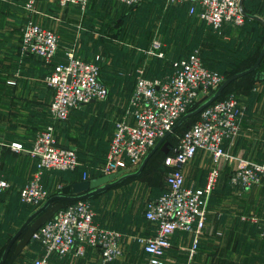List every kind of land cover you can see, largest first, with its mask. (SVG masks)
Here are the masks:
<instances>
[{
    "label": "built area",
    "instance_id": "2783aa9c",
    "mask_svg": "<svg viewBox=\"0 0 264 264\" xmlns=\"http://www.w3.org/2000/svg\"><path fill=\"white\" fill-rule=\"evenodd\" d=\"M40 0H26L25 7L37 11ZM132 5L141 0H118ZM61 6L76 5L85 10L89 0H57ZM168 3H188L189 13L205 20L215 29L226 24L239 26L245 15L241 0H167ZM60 36L58 32L28 18L23 26L22 46L37 53L52 65L46 81L54 88L49 105L50 122L40 128L33 141L31 153L36 157V168L29 180L18 186L20 198L41 205L50 194L43 183L48 170H73L79 164L77 150L62 145L56 136V121L69 117L72 109L92 99H104L109 88L100 79L101 55L88 58L75 48L66 51L65 57L57 58ZM148 52L164 57L166 52L160 38H154ZM172 69L156 77L146 75L144 66L137 70L132 94L128 98L122 118L116 120L109 142L103 174L132 171L157 141L189 111L198 100L209 96L226 79L225 75L206 66L199 50L189 55H170ZM243 97L228 92L205 106L197 120L189 125L166 153L164 163L168 166L165 189L147 200L145 216L155 223L153 232L138 234L137 240L148 253L150 264H165L167 252L172 246L171 237L177 230L194 233L191 252L195 251L200 235L206 226L210 195L216 188L224 160L233 161L231 182L240 190L264 181V160L240 158L224 147L225 138L236 134L240 128ZM10 147L23 150L21 141H12ZM199 150H207L212 163L204 185L186 181L185 165ZM3 147L0 146V196L11 187L10 181L1 174ZM87 173L84 178H87ZM95 209L87 199L70 201L35 231L44 252L31 264H51L52 255H65L75 251L84 254L88 246L98 248L101 259L107 264L122 254L124 233L116 228L101 226L95 221ZM243 218L258 221L256 214ZM264 237V219L260 222Z\"/></svg>",
    "mask_w": 264,
    "mask_h": 264
},
{
    "label": "crops",
    "instance_id": "0c3cea01",
    "mask_svg": "<svg viewBox=\"0 0 264 264\" xmlns=\"http://www.w3.org/2000/svg\"><path fill=\"white\" fill-rule=\"evenodd\" d=\"M25 2L0 0L1 174L11 183V187L0 196V217L20 202L18 186L26 183L36 168V157L30 151L34 138L37 131L51 119L49 105L54 88L48 84L46 76L51 72L52 65L37 53L23 48V26L27 19L34 18L58 32V59L64 58L71 48L86 57H93L98 48H104L105 43L101 39L108 41L115 28L105 27L109 22V16L105 14V8L109 7L107 0H91L86 14L76 5L64 7L57 0H40L37 11L28 10ZM243 7L245 10L246 7L251 8V14L264 18V0H244ZM261 63L258 70L234 80L226 92L241 95L243 109L240 128L236 134L225 138L224 147L237 157L252 160L264 159V60ZM141 66L149 69L147 58ZM97 100L100 99L81 107L95 106L99 103ZM56 136L58 139L57 131ZM12 141H21L25 148L12 149L9 145ZM58 142L74 146L77 150L75 144ZM211 163L210 152L199 150L185 165L186 181L204 185ZM233 168V161L222 162L221 175L209 198L206 226L195 251L190 250L194 233L177 230L171 237L172 247L165 264H264V237L260 233V222L264 219V181L240 190L229 178ZM72 173L48 170L44 172L42 181L51 192H57L59 185L75 178ZM75 173L79 180L84 179L85 173L87 178L92 176L80 167ZM35 209H28L25 219ZM253 214L258 216V221L243 218ZM95 221L105 226L99 223L96 215ZM153 229V226L147 225L122 230L125 232L122 254L110 264H149L147 260L136 257L135 252L142 247L137 240L138 234L151 233ZM4 244L0 241V250ZM43 252L41 241L35 238L20 253L16 254L13 249L4 264H31ZM50 261L51 264H104L99 249L92 246H88L84 254L73 251L65 255H52Z\"/></svg>",
    "mask_w": 264,
    "mask_h": 264
},
{
    "label": "rangeland",
    "instance_id": "374dc122",
    "mask_svg": "<svg viewBox=\"0 0 264 264\" xmlns=\"http://www.w3.org/2000/svg\"><path fill=\"white\" fill-rule=\"evenodd\" d=\"M107 4L105 14L113 24L108 25L115 28L109 41L110 53L103 55L102 64L113 80L111 92L97 105L79 107L69 120L57 121L58 140L78 145L79 162L90 164L85 166L90 173H97L105 160L111 132L127 105L137 69L147 58L150 69L158 71L155 54L148 52L154 38L162 40L169 55H189L199 50L208 65L224 74L252 64L264 42V27L252 20L243 26L213 29L190 14L187 7L167 0H141L134 6L107 0ZM193 121L189 119L176 129L171 140L176 143L184 127ZM166 171L164 153L158 149L142 173L89 199L99 223L124 231L147 226L145 204L164 188ZM26 213L27 208L19 202L1 215V243L25 220Z\"/></svg>",
    "mask_w": 264,
    "mask_h": 264
},
{
    "label": "water",
    "instance_id": "95a60500",
    "mask_svg": "<svg viewBox=\"0 0 264 264\" xmlns=\"http://www.w3.org/2000/svg\"><path fill=\"white\" fill-rule=\"evenodd\" d=\"M243 1L241 0V8L245 16H249L261 21L264 24V18L256 14L248 13L243 7ZM264 57V45L260 50V53L255 62L238 72H235L228 76L220 86L209 94L198 100V106L194 109L187 111L183 114L171 130L167 131L153 146V148L144 157L141 164L132 171H120L118 173L102 174L93 178H84L72 183L65 184L59 192L51 194L40 206H38L33 212H31L20 227L14 232L9 241L7 242L1 257L0 264H4L8 258V255L14 247L16 254L20 253L29 241L35 239L34 233L38 230L44 222L50 219L59 209L65 205V201H73L78 199H85L92 197L96 194L102 193L109 188L119 184L123 180L139 175L147 165L150 157L158 150H162L164 153H168L171 147L170 136H173L176 129L185 123L191 116L198 114L205 106L213 102L218 98L225 88L235 79L252 72L261 63ZM91 101H94L92 99ZM189 124H187L188 126ZM74 148V146H71Z\"/></svg>",
    "mask_w": 264,
    "mask_h": 264
},
{
    "label": "trees",
    "instance_id": "16d2710c",
    "mask_svg": "<svg viewBox=\"0 0 264 264\" xmlns=\"http://www.w3.org/2000/svg\"><path fill=\"white\" fill-rule=\"evenodd\" d=\"M90 1L91 0H89V2H88V5H87V7L85 8V10H82V9H80L81 11H82V13H84V14H86L88 11H89V5H90ZM141 2V1H140ZM136 4H139V2L138 3H136ZM179 4V6H183V7H187V9H188V3L187 2H182V3H178ZM133 6L135 5V4H132ZM132 5H129V6H132ZM246 10L248 11V12H250V13H253V11L251 10V8H247L246 7ZM188 11H189V9H188ZM199 20H201L204 24H207L209 27H211V28H213L210 24H208L205 20H203V19H201V18H199V17H197ZM247 20H252V21H254V22H257V23H259L260 25H262V27H264V24L261 22V21H259V20H257V19H255V18H252V17H247V16H245V20H244V23L243 24H241V25H239V26H243L244 24H246V22H247ZM111 21L109 20V22L107 23V24H105V27H109V25L108 24H110V25H113L112 24V22L110 23ZM227 26H233V25H231V24H226V25H224V27H227ZM110 28H111V26H110ZM214 29V28H213ZM115 35V34H114ZM113 36V35H112ZM112 38V37H111ZM110 38V39H111ZM110 39L108 40V41H106L104 38H102L101 39V41L102 42H104L105 44H104V48H103V46H102V48H98L97 49V51L94 53V54H97V53H99L100 55H101V59L99 60V62H100V79L108 86V88H109V93H108V96H109V94H110V92H111V86H110V82L111 83H113V80H112V78L110 77V74H109V72H104L103 71V64H102V62H103V59H104V57H103V55L106 53H110ZM263 45H264V42L262 43V45H261V47H260V49H259V52H258V55H259V53H260V50L262 49V47H263ZM164 48V47H163ZM100 49V50H99ZM164 50H165V48H164ZM166 52V54H165V56L164 57H161V56H158V55H154V57H155V66L156 67H158V71H152V69H150L151 67H150V64H149V66H148V70L146 69V67H145V69H146V75H148V76H150V77H156V76H162V75H164V74H166V73H168V72H170L171 71V69H172V64H171V58H170V55L167 53V51H165ZM200 55H201V53H200ZM258 55L256 56V59H257V57H258ZM171 56H173V57H180V56H185V55H179V54H177V55H171ZM201 57H202V60H203V62H204V64L206 65V66H208V67H210V68H212V69H216V70H218V71H220V72H222V70H220V69H218V68H216V67H212V66H210V65H208L206 62H205V60H204V58H203V56L201 55ZM88 58H91V57H88ZM255 59V60H256ZM255 60H254V62H255ZM264 60V57H263V59H262V61ZM261 61V62H262ZM253 62V63H254ZM252 63V64H253ZM252 64H250V65H252ZM261 64L262 63H260L259 64V66L255 69V70H258L259 68H260V66H261ZM249 65V66H250ZM249 66H247V67H249ZM246 68V67H245ZM244 69V68H243ZM240 70H242V69H240ZM255 70H253L252 72H254ZM239 70H237V71H235V72H238ZM235 72H233V73H235ZM223 73V72H222ZM233 73H227V74H224L225 75V78H227L228 76H230L231 74H233ZM249 73H251V72H249ZM248 74V73H247ZM236 80V79H235ZM135 81H136V78H134V80H133V85H132V88H131V91H130V93H129V97H130V95L132 94V92H133V90H134V86H135ZM234 81V80H233ZM232 81V82H233ZM231 82V83H232ZM230 83V84H231ZM230 84L225 88V90L223 91V93L221 94L222 96L224 95V94H226V92L229 90V86H230ZM220 95V96H221ZM97 101H99V100H97ZM91 101H89V102H87V103H90ZM82 106V105H81ZM81 106H78V107H76V108H74V109H72V111L70 112V114H69V117L67 118V119H65V120H63V122H65V121H67V120H69L70 119V116H71V114L75 111V110H77V108H79V107H81ZM197 107V104H195V105H192L191 107H189V110H191V109H194V108H196ZM198 116H199V114H196V115H194V116H191L189 119H194V121H193V123L197 120V118H198ZM188 119V120H189ZM187 120V121H188ZM50 121H52L51 119L49 120V122ZM58 122H62V121H58ZM58 122L56 121L55 122V124H56V131H57V126H58ZM192 123H190L189 125H191ZM188 125V126H189ZM187 125L184 127V129L182 130V132L188 127ZM115 127V126H114ZM178 129V128H177ZM113 132H114V128H113ZM113 132L111 133V137H112V135H113ZM111 137H110V140H111ZM169 139L171 140V136L169 137ZM171 142H172V144H171V147H170V150H171V148H172V145H174L175 144V142H173L172 140H171ZM62 144V143H61ZM70 146V145H69ZM169 150V151H170ZM79 151H78V145H77V153H78ZM164 153V152H163ZM165 155H166V153H164V157H165ZM78 157H79V153H78ZM152 157V156H151ZM150 157V158H151ZM260 161L261 160H264V159H259ZM105 161V160H104ZM104 163V162H103ZM165 164V163H164ZM81 165H82V167H81ZM89 165L90 164H88V163H81V162H79V164H78V166H77V168L78 167H80V168H86V167H89ZM86 166V167H85ZM102 166V165H101ZM101 166H99V169H98V171H97V173H91L92 174V176L91 177H89V178H93V177H97V176H99V175H102L103 174V171H102V169H101ZM146 167V166H145ZM165 167H166V170L168 171V166L165 164ZM77 168L76 169H74V170H61V169H56L55 171H60V172H73L72 174H73V176L72 177H74L75 176V178H73L72 179V181L71 182H69V183H72V182H74V181H77V180H79V179H77L76 178V170H77ZM85 170H87V169H85ZM166 171V172H167ZM142 173V172H141ZM231 173H232V171L229 173V178H230V175H231ZM231 180V179H230ZM124 181V180H123ZM121 183V182H120ZM164 183H165V180H164ZM68 184V183H67ZM65 184H62V185H59V188H58V191L57 192H59L61 189H62V187L64 186ZM165 189V187L162 189V191ZM50 190V194H49V196L51 195V194H53V193H56V192H51V189H49ZM215 190V189H214ZM214 190H213V192H214ZM161 191V192H162ZM212 192V193H213ZM100 194V193H99ZM96 195H98V194H96ZM96 195H94V196H96ZM19 196V199H20V202L22 203V204H24V208L26 207L27 208V210L28 209H34V208H37L38 206H40V205H38V204H36V203H29V202H25V201H23V200H21V198H20V195H18ZM94 196H92V197H94ZM157 196V195H156ZM92 197H89V198H85V199H87V200H89V199H91ZM70 201H65V204H67V203H69ZM31 204V205H30ZM146 205V204H145ZM144 217L146 218V216H145V207H144ZM146 220L149 222L148 223V226H153L154 227V225H155V223L153 222V221H151V220H149V219H147L146 218ZM107 227H113V226H108L107 225ZM114 228H116V227H114ZM116 229H119V228H116ZM119 230H121L122 231V229H119ZM124 234H125V232L124 231H122ZM14 234V233H13ZM12 234V235H13ZM11 235V236H12ZM11 236L4 242L5 244H4V247L0 250V257H1V254H2V252H3V250H4V248H5V246H6V244H7V242L9 241V239L11 238ZM172 247V246H171ZM170 247V248H171ZM170 248H169V250H170ZM14 249V247L12 248V250ZM11 250V251H12ZM169 250H168V252H169ZM11 251H10V253H11ZM168 252H167V255H168ZM9 253V254H10ZM9 256V255H8ZM135 256L137 257L138 256V258L139 259H141V260H147L148 261V253L144 250V247L142 246L141 248H139V250L137 251V252H135ZM167 257V256H166ZM114 261V260H113ZM146 261V262H147ZM112 262V261H111ZM111 262H109V264L111 263ZM149 263V262H148ZM150 264V263H149Z\"/></svg>",
    "mask_w": 264,
    "mask_h": 264
}]
</instances>
